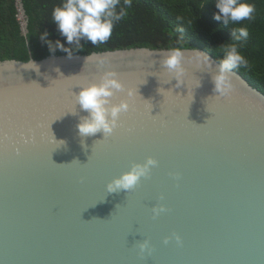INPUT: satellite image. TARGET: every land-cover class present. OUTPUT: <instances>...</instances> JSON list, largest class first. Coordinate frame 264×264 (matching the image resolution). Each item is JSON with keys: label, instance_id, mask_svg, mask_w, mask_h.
<instances>
[{"label": "water", "instance_id": "95a60500", "mask_svg": "<svg viewBox=\"0 0 264 264\" xmlns=\"http://www.w3.org/2000/svg\"><path fill=\"white\" fill-rule=\"evenodd\" d=\"M170 50L185 58L177 80L161 66ZM199 51L0 61V264H264V94L233 70L219 96ZM31 60L41 74L24 69ZM108 70L125 86L114 103L138 95L111 136L82 137L87 113L69 93ZM148 156L159 163L147 178L106 193Z\"/></svg>", "mask_w": 264, "mask_h": 264}, {"label": "trees", "instance_id": "16d2710c", "mask_svg": "<svg viewBox=\"0 0 264 264\" xmlns=\"http://www.w3.org/2000/svg\"><path fill=\"white\" fill-rule=\"evenodd\" d=\"M62 2L0 0V61L39 60L51 54L66 55L60 50L50 52L40 39L47 32L49 40H60L66 47H71L52 20L54 8ZM247 2L255 6L253 18L225 26L222 21L214 19L218 12L215 0H132L131 7L120 0L117 11L124 8L126 16L115 24L112 37L106 43L96 45L82 40L80 50L73 54L135 47L188 48L204 50L219 62L224 48L234 44L248 61L246 67L234 71L264 94V0ZM20 3L24 10L26 33L18 19ZM240 27H246L249 35L246 39L236 40L232 33Z\"/></svg>", "mask_w": 264, "mask_h": 264}, {"label": "clouds", "instance_id": "9594fccd", "mask_svg": "<svg viewBox=\"0 0 264 264\" xmlns=\"http://www.w3.org/2000/svg\"><path fill=\"white\" fill-rule=\"evenodd\" d=\"M124 3L131 7L132 0H124ZM119 4L120 0H63L59 6L54 8L52 20L57 25L61 36L66 39L67 45L71 47H66L65 43L60 40L54 42L49 40L47 32L43 33L40 39L47 44L50 52L55 53L60 50L71 59L74 51L80 50L82 40L96 45L104 44L112 37L115 24L126 16L124 8L117 11ZM215 6L218 12L214 14V19L222 21L225 26L229 23L239 24L242 21L251 20L255 12V6L247 0H215ZM248 35L246 27H240L232 33V37L236 40L246 39ZM200 53L202 64L209 69L215 68V71L209 73L214 84V92L219 96L228 95L231 90L233 70L246 67L247 59L234 44L224 48L223 58L218 64L213 62L208 54ZM184 64L185 58L180 50L168 51L161 60L162 68L174 74L176 80L183 75ZM23 67L25 70L31 69L40 73L39 66L32 60ZM53 71L57 76L65 77L59 67H55ZM176 86L179 87L180 84L177 83ZM124 91V84L118 78L117 73L112 70L105 71L99 82L80 87L79 93L74 95V103L75 106L79 105L80 109L87 113L86 116L80 118L77 124L78 132L82 137L95 135L101 131L104 138L113 134L118 127L121 113L127 112L130 108L129 98L138 95L137 90L134 93L128 88L126 98H121L118 103H114L113 98L117 96V93ZM51 137L57 147L64 143V141H56L52 135ZM158 163V160L152 156H148L143 162L133 163L129 170L114 177L106 184V193L133 190L142 178H147L150 175ZM166 210L165 206L161 204L154 206L152 213L154 216H159ZM168 239L165 238V243H168ZM175 239L177 243L180 242L178 235H175ZM138 247L141 254L146 250L151 251L148 240L140 242Z\"/></svg>", "mask_w": 264, "mask_h": 264}, {"label": "rangeland", "instance_id": "374dc122", "mask_svg": "<svg viewBox=\"0 0 264 264\" xmlns=\"http://www.w3.org/2000/svg\"><path fill=\"white\" fill-rule=\"evenodd\" d=\"M18 19L21 23V26L24 28L26 26L25 25L26 23H25V19H24V14L21 11L18 12Z\"/></svg>", "mask_w": 264, "mask_h": 264}, {"label": "snow or ice", "instance_id": "6c2138e0", "mask_svg": "<svg viewBox=\"0 0 264 264\" xmlns=\"http://www.w3.org/2000/svg\"><path fill=\"white\" fill-rule=\"evenodd\" d=\"M71 81V77H67V80L65 81L66 83L70 82ZM75 87V86H72L71 89ZM70 96H74L72 92L69 93ZM140 100L141 102L143 103L145 100H143L141 97H140ZM72 111V108L71 106L68 107V111L67 112H70ZM52 138V137H51Z\"/></svg>", "mask_w": 264, "mask_h": 264}, {"label": "built area", "instance_id": "2783aa9c", "mask_svg": "<svg viewBox=\"0 0 264 264\" xmlns=\"http://www.w3.org/2000/svg\"><path fill=\"white\" fill-rule=\"evenodd\" d=\"M18 1H19V0H18ZM18 11H21V10H20V4H18Z\"/></svg>", "mask_w": 264, "mask_h": 264}]
</instances>
